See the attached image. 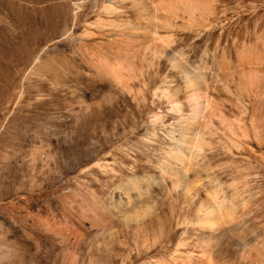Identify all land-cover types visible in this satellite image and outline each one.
Masks as SVG:
<instances>
[{
	"label": "bare ground",
	"instance_id": "1",
	"mask_svg": "<svg viewBox=\"0 0 264 264\" xmlns=\"http://www.w3.org/2000/svg\"><path fill=\"white\" fill-rule=\"evenodd\" d=\"M52 1L41 7L47 19H29L12 45L0 30L7 56L31 35L36 45L54 41L33 56L25 78L65 93V112L78 122L60 151L75 158V189L54 197L59 219L32 216L30 225L63 248L62 264H94L74 253L88 236L106 251L96 264H227L224 241L238 246L243 263L264 264L263 245L247 241L264 207V31L242 32L241 13L256 16L258 0H72L74 23L59 28ZM6 7L0 2V24L15 18ZM25 54L14 63L24 65ZM122 98L135 107L132 124L117 120L86 136L84 117ZM24 101L20 92L17 107ZM36 101L43 105L44 95ZM52 120L44 132L64 130L63 117ZM60 141L33 146L29 161L59 168L51 150ZM39 190L32 199L48 193ZM152 219L149 238L141 231Z\"/></svg>",
	"mask_w": 264,
	"mask_h": 264
},
{
	"label": "rangeland",
	"instance_id": "2",
	"mask_svg": "<svg viewBox=\"0 0 264 264\" xmlns=\"http://www.w3.org/2000/svg\"><path fill=\"white\" fill-rule=\"evenodd\" d=\"M0 2H4L7 6L6 9L8 8L7 11H13V17H15L9 24H0V30L3 31L5 40L7 39L6 47L8 44L12 45L13 39L18 33L27 29L29 19L34 18L40 21L47 19V15L41 11L44 0H0ZM52 2L56 6L52 9L50 16L51 18L59 16L57 28L61 27V24H73L72 0H53ZM255 4L259 10L256 16H252L248 9L241 12L244 16L242 24H247L242 32L245 30L264 31V11H262L264 10V0H258ZM245 5H248V2ZM94 9L95 7L91 4L85 9L84 14H90V20L94 17ZM81 18L79 24L85 20V18ZM25 40L24 43L14 46L16 57L21 55L23 51L26 53L25 66L15 64V56L13 58L0 51V94L2 96L0 110H3V114L0 116V264H8L9 262V264H62L63 248L48 236L38 233L30 223L32 216L44 217L52 214L54 217L56 216V219H59V205L54 197L57 194L75 189L77 183L74 176L75 158L70 153L63 154L60 151L64 144L70 143L69 140H64L65 132L74 130L73 128L78 122L76 117H70L65 112L68 104V96L65 93L54 94L48 86L40 87L36 81L28 82L25 78L33 56L42 47L52 46L54 41L46 39L42 44L36 45L33 43L32 35ZM11 62L14 65L10 67L9 63ZM20 92H25V101L21 107H17ZM40 94L45 97L43 105L36 101ZM132 110H135V107L127 99L122 98L112 107L92 111L82 120L83 127H86V136L92 135L95 129L101 135L104 125L108 124V128H111L117 120H127L129 125L132 124L130 119ZM13 113L15 118L10 120ZM58 115L66 121L64 130L57 129L44 132L41 128L42 123L51 120L52 123L57 124L58 122L52 120V117L56 118ZM56 138H60L61 141L53 151L51 150V153H57L59 156L58 166L65 175L64 179L58 177L59 168L53 162H50L47 167H43L39 160L33 164L29 161V153L33 146L46 147L48 141ZM87 146L88 144H85V147ZM89 180L91 179L89 178ZM61 185L63 186L54 192V189ZM39 188L41 191H48V193L32 199L30 191L38 193ZM262 209L264 210L263 206L257 211V214L255 212L253 215L251 226L256 231L253 230V235L247 239L249 243L255 242L259 248L263 245L261 251L264 248V211ZM189 214L192 216V213L189 212ZM154 220L148 221L150 223L141 231L142 234L145 233V236L148 233L147 237L149 238L154 233L151 225L157 224ZM181 232L182 229H179L177 238ZM123 235V238L127 240L129 249H132L131 231L124 232ZM96 244L95 240L92 241L91 236L87 237L85 243L80 244L74 252L79 263H87L89 260L94 264L97 263L96 259L99 254H104L106 251L103 250L102 245L99 247ZM115 244V241L109 242L111 247ZM223 244L219 253L222 260L224 259L227 264H245L239 259V248L235 243L224 241ZM3 253L4 255L5 253L9 255L16 253L18 256L8 261L2 259Z\"/></svg>",
	"mask_w": 264,
	"mask_h": 264
}]
</instances>
